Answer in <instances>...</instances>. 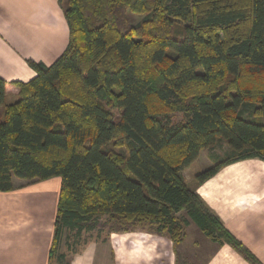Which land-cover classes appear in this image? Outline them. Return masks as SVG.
Here are the masks:
<instances>
[{"label": "trees", "instance_id": "16d2710c", "mask_svg": "<svg viewBox=\"0 0 264 264\" xmlns=\"http://www.w3.org/2000/svg\"><path fill=\"white\" fill-rule=\"evenodd\" d=\"M59 2L63 52L28 60L26 82L0 78V191L60 178L49 260L63 264V241L106 216L121 226L110 231L147 225L175 243L192 221L256 262L181 170L220 142L197 182L264 160V0Z\"/></svg>", "mask_w": 264, "mask_h": 264}, {"label": "crops", "instance_id": "0c3cea01", "mask_svg": "<svg viewBox=\"0 0 264 264\" xmlns=\"http://www.w3.org/2000/svg\"><path fill=\"white\" fill-rule=\"evenodd\" d=\"M68 39L59 0H0V78L7 82L30 80L35 71L27 61L52 63ZM202 150L187 166L198 163L194 177L213 164L210 154L203 157ZM183 177L256 260L246 258L228 242L206 238L200 264H264V160L229 163L202 182ZM13 183L12 190L0 191V264H55L54 259L49 260V252L60 178L31 183L14 178ZM146 226L109 231L66 250L68 254L61 251L66 254L63 264H177L175 242L166 232ZM192 226L199 229L191 221L187 227Z\"/></svg>", "mask_w": 264, "mask_h": 264}, {"label": "rangeland", "instance_id": "374dc122", "mask_svg": "<svg viewBox=\"0 0 264 264\" xmlns=\"http://www.w3.org/2000/svg\"><path fill=\"white\" fill-rule=\"evenodd\" d=\"M142 16V15H140ZM139 16H130L129 19L132 23H135L139 20ZM11 95H9L6 99L7 102L12 101ZM182 115L180 113H173L171 114V122L176 123L182 120ZM225 145L223 143H219L215 150L213 149L210 151V149H203L202 150V156L205 157L207 154H211V152H217L222 153ZM201 160V159H200ZM198 163H193L190 167L183 168V174L186 179H193L195 180V177L193 175L194 169H196ZM25 182V181H24ZM20 184V183H19ZM180 217H183L185 215V211H180L178 213ZM182 215V216H181ZM191 222V221H190ZM188 226V225H187ZM184 227L183 228V236L182 239L179 240L175 245L177 246V264H200L202 262V258L204 257V254L206 252V249L203 247V241L206 242L209 238L208 236L205 237L202 235V231L199 229H195V227ZM120 226L119 223H117L115 220H111L108 222L106 216L100 217L98 224L96 227L91 231L82 232L80 234V237L77 238L74 234H70L69 238L65 241V246H59L58 251H64L66 254L68 252L66 250H70L71 247L75 246V243H77L78 246H80L84 241L91 240L97 237L104 236L106 233H108L110 230L118 229ZM191 229L195 230L191 232ZM201 231V232H200ZM195 237V238H194ZM184 242V243H183ZM182 243V244H181ZM77 246V247H78ZM74 248V247H73Z\"/></svg>", "mask_w": 264, "mask_h": 264}]
</instances>
